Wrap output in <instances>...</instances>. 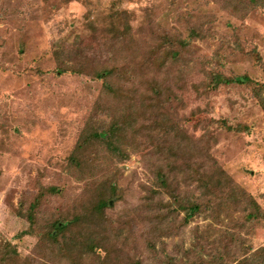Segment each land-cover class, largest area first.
<instances>
[{
	"label": "rangeland",
	"instance_id": "374dc122",
	"mask_svg": "<svg viewBox=\"0 0 264 264\" xmlns=\"http://www.w3.org/2000/svg\"><path fill=\"white\" fill-rule=\"evenodd\" d=\"M216 73L249 81L215 85ZM256 87L264 0H0V264L186 263L264 246V216L246 218L247 195L264 212ZM114 121L122 153L92 135ZM178 201L202 210L185 222Z\"/></svg>",
	"mask_w": 264,
	"mask_h": 264
},
{
	"label": "trees",
	"instance_id": "16d2710c",
	"mask_svg": "<svg viewBox=\"0 0 264 264\" xmlns=\"http://www.w3.org/2000/svg\"><path fill=\"white\" fill-rule=\"evenodd\" d=\"M125 28H128V24L125 26ZM175 56L178 55L177 52H175ZM113 71L111 69H103L101 71L96 72V76L98 78H104L107 81V77L109 74H111ZM220 81L224 83H231V82H248L249 77L247 75H244L241 78L238 77H225L221 75V73H216L213 77V82L215 85H217ZM105 88L107 89L109 87L108 83H105ZM254 93L256 97L259 100V103L261 104L263 110H264V93L262 89H258L257 87L254 88ZM122 122L120 121H114L111 123L107 128L105 127H96L94 131L92 132L93 137H96L97 139H100L101 141H104V143L107 145L108 148H110L111 151L114 153H122V149L119 147L118 144L115 143L113 137L117 134V132L121 129ZM72 161H77L76 156L74 155L71 158ZM162 183H164L166 186H168L167 178H164V176H160ZM231 181V179L229 178ZM206 188L209 186V181H202L201 183ZM235 187V186H234ZM50 190L54 191L56 188L51 187ZM242 195H246V192L244 189H240ZM247 197L250 199L252 208L249 209L246 218L249 220H255L256 218L264 216V212L261 209V205L258 201L254 199L253 196L247 195ZM179 202V201H178ZM110 198H101L97 201L95 204V209L97 211H102L106 207L110 206ZM178 208L184 210V220L185 222H189L192 217H194L195 214L199 213L202 210V203L194 201L192 204H183L182 202L178 203ZM74 219H68L67 221L57 220L53 223V229L51 230V235L56 237L59 233H62L67 229L70 223L73 222ZM234 237V236H231ZM232 243L229 242L228 244H225L221 247L215 246L211 249L210 253L212 255L209 256L208 253H202L197 254L198 259L193 262H184V261H178L175 258L169 260L170 264H264V246L259 247L258 249L252 250L246 248L245 251L243 250L241 253H237L236 251L231 250ZM242 245V242L239 244ZM190 252L197 253L196 249H199V242L195 243V245H192L190 247ZM209 256L205 258L206 255ZM176 260V261H175ZM215 261H219L218 263H215ZM133 264H143L141 261H135Z\"/></svg>",
	"mask_w": 264,
	"mask_h": 264
}]
</instances>
